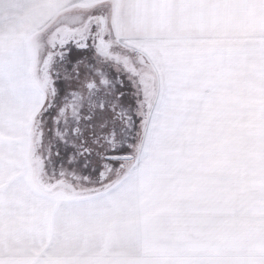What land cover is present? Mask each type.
<instances>
[{
	"label": "snow or ice",
	"instance_id": "6c2138e0",
	"mask_svg": "<svg viewBox=\"0 0 264 264\" xmlns=\"http://www.w3.org/2000/svg\"><path fill=\"white\" fill-rule=\"evenodd\" d=\"M0 264H264V0H0Z\"/></svg>",
	"mask_w": 264,
	"mask_h": 264
}]
</instances>
